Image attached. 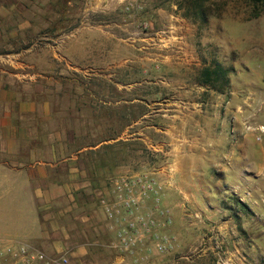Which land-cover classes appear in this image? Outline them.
<instances>
[{
  "label": "crops",
  "instance_id": "obj_1",
  "mask_svg": "<svg viewBox=\"0 0 264 264\" xmlns=\"http://www.w3.org/2000/svg\"><path fill=\"white\" fill-rule=\"evenodd\" d=\"M25 2L0 0V239L44 254L48 264H262L264 251L247 231L248 217L227 199L233 190L252 199L260 181L264 185V171L254 169L250 161V131L244 125L249 107L232 103V76L228 92L211 89L224 98L223 104L168 103L162 113L143 115L148 141L158 149L155 155L168 158L175 171L170 183L162 172L155 173L161 181L160 200L173 213L172 224L159 234L167 239L165 252L156 251L160 241L149 238L133 255L120 252L101 205L89 198L121 168L107 165V159L120 154L106 148L115 150L122 138L134 145L140 133L135 99L126 102L131 112L124 124L122 101H106L109 94L133 91L137 84L126 86L114 77L128 69L130 76L146 78L196 60L179 11H157L152 17L142 12L140 19L150 24L165 20L160 29L145 32L133 23L139 18L127 17L121 27L104 29L87 28L82 22L60 37L65 39L62 45L55 40L33 52L25 42L26 32L34 28ZM232 24V29L222 24L224 41L210 40L215 60L221 55L227 62L233 55L247 64L264 62L261 42L252 50L247 44L253 40L247 34L249 24ZM56 27L50 24V30ZM15 44L23 46L15 50ZM121 49L129 56L122 58ZM204 67L195 80L200 90L209 88L201 84ZM108 82L111 93L103 87ZM260 126L253 124L250 130ZM165 144L171 147L164 149ZM236 168L229 192L224 175ZM191 175L196 176V186L188 184ZM204 175H209L208 181ZM101 255L110 259L103 262Z\"/></svg>",
  "mask_w": 264,
  "mask_h": 264
},
{
  "label": "rangeland",
  "instance_id": "obj_2",
  "mask_svg": "<svg viewBox=\"0 0 264 264\" xmlns=\"http://www.w3.org/2000/svg\"><path fill=\"white\" fill-rule=\"evenodd\" d=\"M204 2L205 9L208 12H215L219 14L214 17H209L206 24H199L198 21L193 18L186 19L183 17V12L185 8L179 10L176 7L177 2L180 0H147L144 11L146 13H151L157 11L170 13L174 11L181 14V17L186 21L185 23L188 26L187 37L188 43L190 45L191 53L196 57L195 61L190 64L183 65H173V67L165 68L160 71V74H149L146 78H141L139 75L135 74L130 76L129 70L126 72L122 70L117 77L114 79H119L122 84L126 86L130 82L136 83L135 90H123L121 94L107 96L106 101H112L113 98L120 99L122 101L121 115L123 124L127 122L128 116L130 115L129 105H126V102L130 100H136V114L138 117V128L139 135L137 142L130 146L128 141L122 138L120 143L117 145L114 150L113 147L106 148L107 151H115L120 154V158H111L107 159V165L120 166L119 174L125 173H140V172H150L157 178L155 173L160 171L164 174L165 180L167 183L175 181L174 179V168L168 158L159 157L155 155L157 152L154 146L151 145V135L146 133L145 123L143 121V115L160 112L162 113L164 108L163 106L168 103H179V102H203L207 104H216L225 103L224 98L217 96L209 88L203 87V90H200L199 87L195 84V80L198 77V70L204 65H213L219 63L224 68L232 69V73L229 76L230 80L233 82L232 87V103L235 106L236 103L242 107H249L245 109V115H250V117H244V125L247 128H251L253 124H260L264 126V62L255 61L252 64H247L241 62L239 57L231 55L229 57V62L222 60V56L218 57V60H215V57L211 55L210 49V40L211 38L215 43L219 40L224 41V26H229L230 29L233 28L232 23H242L246 22L249 24L250 28L247 31L249 35V40L253 38L248 45L252 50L254 46L258 45L260 41L261 46H264V12L259 15L257 18H251L254 8L249 5L244 0H201ZM26 13L31 15L34 21L30 31L25 34V42L28 48L30 47L33 52L38 51L40 47H49L51 42L58 40V45H62L65 39L60 38L64 34L69 33L70 30L80 26L83 22L86 24L87 28H97L104 29L106 26L119 24L120 27L124 25V18L127 16L122 15L119 12H106L101 11L96 7L97 0H26ZM217 7H219L217 9ZM146 16V15H145ZM136 20L135 26L140 32H145L153 29H160L164 25L165 20H151V24L148 19ZM146 18V17H145ZM150 18V17H147ZM57 20V22H56ZM55 22L57 24L56 30H50V24ZM179 21L175 22L178 23ZM144 24H147L146 27H143ZM124 33V31H121ZM232 33L235 34L234 31ZM164 31L160 32V38H164ZM215 38H218L215 39ZM234 38V37H233ZM217 40V41H216ZM233 44L235 45V40L233 39ZM257 41V42H256ZM63 42V43H62ZM224 43V42H221ZM56 45V43H52ZM217 44V43H216ZM123 45H125L123 43ZM23 45L15 44L12 47L16 48ZM126 46V45H125ZM162 49L166 47L162 46ZM167 48H170L167 47ZM133 50V48H130ZM122 58L129 56V52L121 49ZM223 54V53H221ZM238 58V59H237ZM233 59V61H230ZM237 59V60H236ZM246 67V68H245ZM243 69H247L243 70ZM243 70V71H242ZM240 71V72H239ZM229 78V77H228ZM110 82L103 84V87H106L111 93L112 87ZM231 89L229 85L228 91ZM227 91V92H228ZM244 94H241V93ZM255 98L253 100V97ZM229 99V95L226 97V100ZM246 102L243 103V101ZM247 101L249 102L247 105ZM148 106V107H147ZM133 109V108H132ZM133 113V112H132ZM238 113H242V108L238 110ZM107 114L111 115V110H107ZM162 118V117H156ZM248 136L249 149L253 153L251 160L253 162L254 169H261L264 171V134L260 135V141L256 140L257 131H250ZM252 134V135H251ZM124 137V135H122ZM164 149H169L171 146L169 144L163 145ZM129 151H132L130 153ZM240 168V167H239ZM237 168L233 173L228 172L225 176V186L227 191L231 189L230 183L235 178V173ZM116 175V176H117ZM115 175H109L106 177L103 182V189L93 191L90 195L92 199L91 203L100 205V200L107 195L104 194V188L109 187L110 178H114ZM209 175H204V180L208 181ZM188 184L196 186L198 183L196 176L191 175L188 177ZM161 182V181H160ZM263 181H260V187L253 190L252 199H248L247 195L239 191H231L228 193L227 199L231 201L234 206L238 207V213L244 215L247 218V231L253 236L254 242L256 245L264 251V189L262 188ZM192 189V188H191ZM103 192V193H102ZM194 193V191H191ZM213 192V191H212ZM230 192V191H229ZM238 192V193H237ZM215 198L219 199L218 195L213 192ZM233 194V195H232ZM161 196V195H160ZM232 197V198H231ZM231 198V199H230ZM243 198L247 202L251 210L256 213V217L252 215V212L248 209H241L237 205L236 201L243 202ZM254 200V202H252ZM254 203V205L252 204ZM100 207V206H99ZM184 207H182L183 209ZM101 209V208H100ZM161 209L167 210L168 215L172 219L173 213L170 208L164 206L161 202ZM97 210V209H96ZM94 208V211H96ZM145 210H142L144 214ZM156 214V213H155ZM155 219L162 221L160 216L155 215ZM172 224V221H171ZM170 224V225H171ZM169 225V226H170ZM168 226V227H169ZM188 226V225H187ZM192 228V227H190ZM106 257V258H105ZM104 259L103 262H107L110 258L108 255L102 256Z\"/></svg>",
  "mask_w": 264,
  "mask_h": 264
},
{
  "label": "built area",
  "instance_id": "obj_3",
  "mask_svg": "<svg viewBox=\"0 0 264 264\" xmlns=\"http://www.w3.org/2000/svg\"><path fill=\"white\" fill-rule=\"evenodd\" d=\"M147 0H97L98 9L119 12L135 20L144 12ZM144 24L143 27H146ZM249 131L250 128L247 127ZM256 140L264 134V126L257 130ZM150 172L119 174L111 179L106 197L100 205L108 221V229L116 236V248L120 252L133 255L146 238L157 242L156 251L163 253L167 246L165 237L159 234L167 228L172 219L167 210L161 209L160 181ZM142 210H145L144 214ZM156 213V214H155ZM160 216L162 221L155 219ZM62 259V263H66ZM0 264H48L44 254L0 239Z\"/></svg>",
  "mask_w": 264,
  "mask_h": 264
},
{
  "label": "trees",
  "instance_id": "obj_4",
  "mask_svg": "<svg viewBox=\"0 0 264 264\" xmlns=\"http://www.w3.org/2000/svg\"><path fill=\"white\" fill-rule=\"evenodd\" d=\"M254 8L251 18H257L264 12V0H244ZM176 7L179 10L185 8L183 17L186 19L193 18L200 24H206L209 17H214L219 14L215 12H208L205 9L204 2L201 0H180L177 2ZM219 7H217L218 9ZM220 9V8H219ZM218 9V10H219ZM232 73V69L224 68L219 63L208 65L203 68L201 72V84L213 89L219 94H224L229 89V75ZM237 205L241 209H247V207L240 201H236ZM264 264V260L262 261Z\"/></svg>",
  "mask_w": 264,
  "mask_h": 264
}]
</instances>
